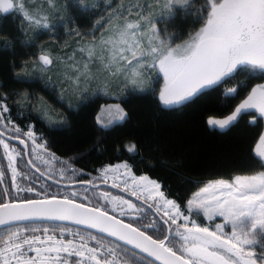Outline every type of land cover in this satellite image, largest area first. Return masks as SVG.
I'll use <instances>...</instances> for the list:
<instances>
[{"label": "trees", "instance_id": "obj_1", "mask_svg": "<svg viewBox=\"0 0 264 264\" xmlns=\"http://www.w3.org/2000/svg\"><path fill=\"white\" fill-rule=\"evenodd\" d=\"M33 1L47 14L51 28L35 29L15 11L0 13V99L8 108L4 112L0 106V130L11 137L24 139L32 164L45 170L47 176L65 183L97 185L103 181L98 168L124 162L134 175H145L158 182L160 191L180 206L183 216L204 224L202 214L190 213L187 204L189 197L204 182L264 171L256 155L260 137L264 135V116L255 109H248L224 128L208 124L210 118L223 120L230 116L252 88L264 84V76L234 72L187 100L169 105L163 104L158 97L163 86L160 87L159 73L151 75L142 84V87L147 85L143 91L130 84L125 87L122 82L101 89L90 84L81 91L65 78L64 62L72 63L75 57L85 58L79 47L90 45V40L110 15L101 6L94 7L93 0H80L88 5L86 11L79 7L78 0H54V8L49 7L48 0H24L25 4ZM116 1L124 0H109L110 6L117 5ZM147 2L155 4L156 0ZM204 3L205 0H191L189 9H178L174 17L161 20L157 25L161 36L166 38L174 34L171 46L182 43L202 25L203 21L197 20L196 14ZM27 5L32 7L33 4ZM154 11L159 12V8ZM4 40L10 43L5 45ZM41 53L50 55L53 63L41 66L38 61ZM231 87H237V91L226 95L225 90ZM109 103L120 104L127 115L119 122L102 126L97 122V116L101 107ZM30 130L34 140L26 135ZM37 141H42L44 148L54 154V162L47 170L44 164L35 161L32 146ZM131 144L136 146L134 152L128 151L127 146ZM10 145L17 148L15 186L9 167ZM0 173V203L4 202L6 195L12 201L56 196L98 207L96 201L102 193L98 189L105 187L77 185L65 188L43 180L28 166L24 151L17 142H9L7 150L0 145ZM17 185L35 190L18 191ZM69 189H75L73 196L68 194ZM146 202L150 206L137 202L143 209L138 214L120 218L141 230H144L143 224L155 220L162 228L149 230L148 234L163 239L167 235L163 219H167L155 209L156 198L151 203ZM181 221L168 223L171 228L168 246H175L178 253L175 233ZM45 228L49 236H61L66 242L82 234L88 235L89 241L84 243L88 247L100 248L102 262L111 257L104 254L101 244L116 249L114 264H147L152 261L138 253L133 256L135 251L105 236L55 222H25L1 227L0 247L4 246L9 231L20 229L22 236L43 237ZM62 228L78 235L73 234L75 238H70L67 233L60 235ZM92 236L97 239H91ZM152 264L159 263L152 261Z\"/></svg>", "mask_w": 264, "mask_h": 264}, {"label": "snow or ice", "instance_id": "obj_2", "mask_svg": "<svg viewBox=\"0 0 264 264\" xmlns=\"http://www.w3.org/2000/svg\"><path fill=\"white\" fill-rule=\"evenodd\" d=\"M78 3L82 10H87L86 3L80 0ZM48 4L49 7H55L54 0H48ZM190 7L191 0H164L162 4L160 0H156L155 4L148 3L147 0L139 3L133 0L127 7L119 6L110 14V18L125 19L126 14L135 13L136 19H125L123 24L114 26L106 38L102 37L99 59L102 63L107 59L104 68L110 70L116 67L113 75L123 76L125 87L130 84L133 88L138 83H143L146 70L154 71L158 68L165 78V86L159 94L160 101L165 105L187 100L201 89L217 84L234 72H246L249 75L259 73L264 76V0H205L196 14L197 20L203 21L202 26L194 34H189L188 40L172 47L170 41L175 39V35L163 38L157 25L161 20L174 17L178 9L187 10ZM155 8H159L158 13L154 11ZM14 11L22 14L24 20L34 25L35 29L52 27L47 16L26 9L23 0H0V13ZM97 25L101 26L100 21H97ZM3 43L8 45L10 41L4 40ZM95 49L96 45L93 44L88 53L90 58L96 55ZM38 61L43 67L53 63L50 55L46 53H41ZM78 81L79 78L77 83ZM144 87L139 90L143 91ZM236 91L237 87H231L225 90V94L230 95ZM0 106L4 112L8 111L2 99ZM248 109H255L264 116V84L252 88L247 98L226 119L210 118L208 124L224 128ZM105 112L109 117L118 120H123L127 115L120 104L102 107L101 114L97 116V122L102 126L112 122V119H102ZM252 119L255 120V116ZM26 135L31 138L33 133L29 131ZM260 145H264V135L260 137ZM4 147L7 150L8 145L4 143ZM127 148L129 152H134L136 146L131 144ZM256 155L264 168V150H259V145ZM8 156L15 186L18 173L14 166V157L11 153ZM119 167L126 170V175H131V167L127 163L117 166ZM109 170L111 169L104 171L107 173ZM133 183L145 191L156 192L162 201L157 203V211L163 208L164 216L168 217L164 224L169 221L176 224L175 217L183 216L180 206L167 199L160 191L161 185L158 182L147 176H133ZM124 203H128L129 208L135 207L130 202ZM187 204L190 213L202 211L209 220L219 216L223 218V223H217L215 230H210L209 227L199 226L189 216H183L185 223L179 225L175 233L179 243V255L175 246H168L171 242L170 235H164L163 239H154L148 234L149 230L158 231L162 228L155 220L143 224L144 230H141L108 216L98 208L89 209L67 198L62 201L52 197L45 200L24 199L18 203H0V224L37 217L75 219L77 223L97 228L132 245L134 249L147 253L163 264H264V251L256 254L250 250L257 244V237H264V171L254 175L236 176L231 182L224 179L209 181L193 193ZM226 226L231 227L230 233H225ZM21 231H9L7 239L3 241L4 246L0 247V264H49L53 259L57 264H64L58 255L53 257V253H74L87 259L89 264H102L100 248L87 247L86 243H81L77 248L71 240L65 242L62 238L58 240L55 236H49L47 228L44 229L43 238L37 235L22 236ZM63 231L65 229H61L62 233ZM169 232L171 233L170 226ZM91 239L97 238L92 236ZM81 240L83 241V237ZM101 248H104L106 256L111 257L104 259L103 264H114L116 249L103 244ZM132 255L138 254L133 252ZM147 264H152V261Z\"/></svg>", "mask_w": 264, "mask_h": 264}, {"label": "rangeland", "instance_id": "obj_3", "mask_svg": "<svg viewBox=\"0 0 264 264\" xmlns=\"http://www.w3.org/2000/svg\"><path fill=\"white\" fill-rule=\"evenodd\" d=\"M33 2H28V3L25 4V2L23 0L24 7L26 9L31 10L33 13H39L40 15L47 16V14L44 13L43 11H41L39 9V6H37V4H35V2L34 3ZM93 2H94V4H93L94 7H98V5H99L110 15L119 6L123 5V6L127 7L131 2H133V0L132 1L124 0V1H118V2L116 1L115 4H117V5L110 6V7H109V5H110L109 0H93ZM135 2H137V0H135ZM160 2H164V0H160ZM47 3H48V1H47ZM27 4H33V5H32V7H30V5H27ZM156 13H158V12H156ZM125 19H130V20L134 21L136 19V14L135 13L126 14ZM125 19H120L118 17L110 18V16H107L105 21H104V23H103V25L100 28H98V30H100V31H98V33L95 34V36H93V38L90 40V45H83V46L79 47L80 50L83 49L82 53H84L85 58H79L78 59L77 57H75L74 61L72 63L64 62L65 63L64 65L66 66L65 70L67 72V75H66L65 78L68 79V81L72 85L75 84L81 91H84V90H86L88 88V86L90 84H92L95 87L101 89L104 86L107 87L109 84H116L118 82L125 83L123 76L113 75V73L116 72V67H112L110 70H106L104 68V63H107V59H105L103 63L99 59V56H100L99 44H100V41H101L102 37L106 38L107 35L110 34L112 28L114 26L123 24L125 22ZM145 31H147V29H145ZM188 38L189 37H187L185 40H183L182 43L184 41L188 40ZM182 43H180V44H182ZM93 44L96 45V49H95L96 55L90 58L88 53H89V49L91 48V46ZM176 45H174L172 47H175ZM79 49H77L78 52H80ZM105 56H107V53L105 54ZM85 65H87V68H85ZM157 73L160 74L158 68L155 69L154 71L153 70H146L145 73H144L143 83H145L147 80H149V78H151V75H154V74H157ZM77 78H79L78 83H77ZM161 79L163 81V76L161 77ZM162 81H161L160 87H161V85H163ZM143 83H138L136 87H138V88L142 87ZM158 92H160V90ZM112 97H115V96H112ZM114 104H118V103H109V104L103 105L102 107L106 108L108 105H114ZM102 107H101L98 115L101 114ZM102 119L104 121H108L109 119H112V122L111 123H107V126H109V125H111V124H113L115 122L121 121V120L113 119L112 117H109L106 112H105L104 116L102 117ZM31 139L34 140V137L32 136ZM37 142L38 143H36L34 146H32V150H33V155H34L35 161H37L38 163L44 164L45 168L47 170V169L50 168V166H52V164L54 162L53 161L54 156L50 152H48L44 148V146L43 147H39V145H43L42 141H37ZM259 146H260V150H264V145H260L259 144ZM13 157H15V155H13ZM123 164H125V163L124 162H119V163H117L115 165H110L109 166V168L111 169V172L118 179L116 184H112L111 183L112 180L110 178H108L107 175H102L101 176L99 174L100 177H101L100 180H103V181H105L107 183H110V184H112L114 186H117V187H119V188H121L123 190H126L129 193L133 194V192H135L136 196H138L139 198H142V199L144 198V200H146V201H148L150 203H151V201H153V199L156 198L155 209L157 210V203L158 202L162 203V201L159 200V197L156 195V192L154 190L145 191L141 186L136 185V184L133 183V176L136 177V178H139V177H142V176H145V175L136 176L132 172H131V175H126L125 174L126 170L123 167L117 168V166H121ZM42 167L44 168V166H42ZM257 173H259V172H257ZM257 173H255V174H257ZM252 175H254V174H252ZM236 176H245V175H236ZM236 176H234V177H236ZM234 177L232 179H224V180H228V181L231 182L234 179ZM214 180H219V179H214ZM209 181H213V180H208V181L204 182V184L201 187H204L205 184H207ZM17 187H18L17 189H23V191H25V189H27V191H28L29 188L33 189L30 186H27V187H24V188H20V185H17ZM148 187L150 188L151 186H148ZM198 190H196L195 192H197ZM80 194H83V193H80ZM192 196H193V194L189 197V199H191ZM149 197H152V198H149ZM167 199H169V198H167ZM169 200H171V199H169ZM124 201L130 202L135 207L134 208H129L128 207V203H124ZM96 202H97V205H98L97 208L102 209L104 211H107V212H109V213H111V214H113V215H115L117 217H120V216H123V215L134 216V214H138L141 210H143L142 209V205L138 204L134 199H132V198L126 196V195H123L122 193L116 192V191L110 193L109 195H107V198H105V196L101 195L100 198ZM157 212L161 213L164 218L168 219V217L164 216V209L163 208H161ZM198 213L202 214V217L204 218V224H199V222H197L195 219L194 220L201 227H209L210 230H215V225L217 223H223V218L222 217L214 216L211 220H209V219H207L204 216L202 211H200ZM175 218H176L177 222H179L180 219L182 220L180 222L181 224H179V225H182V224L185 223V221L183 220V216H179V217H175ZM188 226L191 227V224H189ZM62 229H65V231H63V233H62L61 230H60L59 231L60 235H63L65 233H67V234H69L70 238L71 237L75 238V236L73 234H77L78 235V233L73 231V230L66 229V228H62ZM230 232H231V227L230 226H226L225 233H230ZM81 237H83V241L81 240ZM56 238L59 240L62 237L60 236V237H56ZM256 239L258 240L257 244L254 245L250 250H252L256 254H259L261 251H264V250H261L262 247H263V244H264V238L257 237ZM70 240L74 242V244L76 245L77 248H79L81 243H84L85 240L89 241L88 240V235H85V234H82V236L77 237V239H70ZM64 241L66 242V240H64ZM176 241L178 242V238L177 237H176ZM177 245L179 247V243H177ZM85 252H86V250H85ZM30 255H35V253H30ZM57 255L59 256L60 261L64 262V264H89L87 259H85L83 257H78L74 253H72V254H69V253L55 254V253H53L52 254L53 257H56ZM13 264H15V262H13ZM49 264H57V261L55 259L50 260ZM92 264H95V262H92ZM102 264H103V262H102Z\"/></svg>", "mask_w": 264, "mask_h": 264}, {"label": "water", "instance_id": "obj_4", "mask_svg": "<svg viewBox=\"0 0 264 264\" xmlns=\"http://www.w3.org/2000/svg\"><path fill=\"white\" fill-rule=\"evenodd\" d=\"M159 72H160V71H159ZM160 74H162V76H163V82H164V83H163L162 88H164V86H165V78H164V74H163L162 72H160ZM162 88H161V89H162ZM160 91H161V90H160ZM159 94H160V92H159ZM159 94H158V97H159ZM0 136H2L3 138H5L6 140H9V141H11V142H17V143H19V144L21 145L22 149L24 150V155H25V159H26V162H27L28 166H29L32 170L36 171V172H37L40 176H42L45 180L51 182V183L54 184V185H57V186H60V187H65V188H73V187H75V186H77V185H85V186H91V187H98V186H100V185H103V186L109 187V188H111V189H113V190H117L118 192H120V193H122V194H124V195H126V196H128V197H130V198H132V199H134V200H137L138 202H140V203H142V204H144V205H146V206H150L148 203L144 202L143 200H140V199L136 198L134 195L128 193L127 191H125V190H123V189H121V188H118V187H116V186L110 185V184H108V183H101V184H97V185H92L90 182L65 183V182H60V181L54 180V179L50 178L49 176L45 175L44 173H42L38 168H36V167L32 164V162H31V160H30V158H29V149H28V145H27V143H26V141H25L24 139H22V138H17V137H11V136L5 134L4 132H2L1 130H0ZM0 180H1V175H0ZM102 193H103V195H106V193H104V192H102ZM54 197H55L57 200H61V201L64 200V199H66V197H56V196H54ZM51 198H52V197H41V198H30V199H31V200H45V199H51ZM67 199H68V200H72V201H74L76 204H83V205H85V206H86L87 208H89V209L97 208V207H95V206L87 205V204H85V203H82V202H79V201H76V200H73V199H70V198H67ZM23 200H24V199H23ZM20 201H21V200H14V201H12V200H10L9 197L6 195L5 200H4V202H2V203H14V202H17V203H18V202H20ZM98 209H99V208H98ZM152 209H153V208H152ZM100 210H101L102 212H106V213L108 214V216H110V217H114L116 220L123 221L125 224H131V223H129V222L123 220L122 218L117 217V216H115V215H113V214H111V213H109V212H107V211H104V210H102V209H100ZM153 210H154V209H153ZM154 212H155V214H156L157 216H159V215L156 213L155 210H154ZM159 217H160V216H159ZM39 221H41V222H55V223L66 224V225L75 226V227L82 228V229L87 230V231H91V232H94V233L100 234V235H102V236H105V237H107V238H109V239H111V240H114V241H116V242H118V243H120V244L126 246L127 248H129V249L135 251L136 253H138V254H140V255H142V256H144V257H146V258H148V259H150V260H152V261H154V262H157V263H159V264H163L162 261H157V260H155L154 257L148 256L147 253L140 252L139 249H134L132 245H128V244H126L124 241H120V240H118L116 237L108 235V233H106V232H101V231H99L97 228H92V227H89V226L86 225V224H80V223H77L75 219L57 220V219H46V218H40V217H37V218H31V219H27V220L12 221V222H10V223H8V224H0V228H1V227H4V226L12 225V224H17V223L39 222ZM163 222H164V219H163ZM165 225L167 226V235H170V232H169V224H165ZM132 226H133V227H136V226H134V225H132ZM154 239H155V238H154ZM177 254L179 255L180 253L177 252Z\"/></svg>", "mask_w": 264, "mask_h": 264}, {"label": "flooded vegetation", "instance_id": "obj_5", "mask_svg": "<svg viewBox=\"0 0 264 264\" xmlns=\"http://www.w3.org/2000/svg\"><path fill=\"white\" fill-rule=\"evenodd\" d=\"M160 76L162 77V74H160ZM0 141H4V143H6L7 145H8V143L10 142V143H15V142H11V141H9V140H6L5 138H3L2 136H0ZM4 143H0V145H4ZM21 146V145H20ZM10 152H11V154H12V156L13 155H16V150H17V148L15 147V146H13V145H10ZM24 151V150H23ZM36 167V166H35ZM36 168H38V167H36ZM39 169V168H38ZM40 170V169H39ZM34 171V170H33ZM42 173H44L45 175H47L46 174V172L43 170H40ZM34 172H36V171H34ZM37 173V172H36ZM38 174V173H37ZM39 175V174H38ZM40 176V175H39ZM41 178H43L42 176H40ZM53 179V178H52ZM43 180H45L44 178H43ZM46 181V180H45ZM49 182V181H48ZM102 182H104V181H102ZM37 183H39V182H37ZM104 187V186H103ZM34 190V189H33ZM98 191H100V192H104V193H106V195H103V193H101V195H103V196H105V198H107V195H109L110 193H112V192H118L117 190H113V189H111V188H109V187H104L103 189L102 188H99L98 189ZM74 193H75V189H69V195H71V196H73L74 195ZM124 195V194H123ZM135 201H137V200H135ZM138 202V201H137ZM152 216V215H151ZM148 220V219H147ZM153 220H151V222H152ZM261 250H264V244H263V247H262V249Z\"/></svg>", "mask_w": 264, "mask_h": 264}, {"label": "built area", "instance_id": "obj_6", "mask_svg": "<svg viewBox=\"0 0 264 264\" xmlns=\"http://www.w3.org/2000/svg\"><path fill=\"white\" fill-rule=\"evenodd\" d=\"M105 169H109V166H104L101 168H98L97 172L102 176V175H107L108 178H110L112 181V184H116V182L118 181L117 177L111 172V170L107 171V173H105ZM137 176V175H136ZM144 199V198H143Z\"/></svg>", "mask_w": 264, "mask_h": 264}]
</instances>
